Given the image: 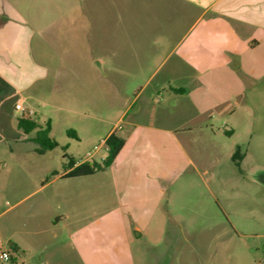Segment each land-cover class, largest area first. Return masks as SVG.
Instances as JSON below:
<instances>
[{
  "label": "crops",
  "instance_id": "1",
  "mask_svg": "<svg viewBox=\"0 0 264 264\" xmlns=\"http://www.w3.org/2000/svg\"><path fill=\"white\" fill-rule=\"evenodd\" d=\"M121 2L127 10L138 12V20L154 31L153 35L143 34L142 30L128 32L124 24L123 43L130 42L132 46L123 52V62L125 54L140 61V55L163 53L166 48L163 41L147 47L141 45L144 39L152 37L170 39L169 54L179 55L177 69L192 71L189 83L201 86L197 95L225 85L229 87L228 96H239L243 92L237 89L238 74L247 69L251 76L255 75L257 55L264 52V0ZM113 4L115 0H0V219L6 218L0 223V253H10L11 264H18L16 256L23 259L21 264H29L31 256L44 253L48 255L45 264H61L66 258V240L70 241L74 258L84 245L92 243L93 236L96 241L97 232L87 225L84 229L82 224L90 218L82 215V198L88 189L97 190L100 182L109 183L117 199V220L133 231L129 238L140 237L142 231L163 230L166 221L161 217L162 200L171 187L164 185L178 180L185 168L181 157L185 164L196 169L177 131L168 127L169 97L165 107L160 105L161 110L153 106L148 120L142 121L137 113L126 121L123 113L102 136L99 146L105 151L100 156L102 163L107 156V138L115 133L125 140L114 164L105 171L83 177L69 176L85 162L101 165L91 157L72 159L73 166L63 170L51 165L49 155L58 143L46 109L75 112L53 98L55 80L63 71L61 61L71 49L80 50L82 23L89 21L90 32L85 34L89 39L87 45L92 47L96 58H101V63L105 56L117 64L119 53L113 49L115 35L96 32L98 23L109 19L107 14L100 16L99 7ZM36 6L48 7L50 11L53 8L57 13L36 19ZM62 7L67 8L63 11ZM90 7V15L83 14ZM76 9L81 13H73ZM48 59L56 60V64ZM170 92L174 96L195 94L183 87H171ZM19 102L34 112L29 120L38 125L35 130L25 132L18 127L21 118L15 106ZM199 107L203 111L209 108L200 104ZM160 118L165 120L163 125L158 124ZM48 123L49 139L55 147L40 151L42 145L37 133ZM226 133L232 134L233 130ZM61 136L65 147L80 141L72 128L65 129ZM5 155L9 159L3 160ZM240 159L236 166L241 170L247 154L242 153ZM110 215L103 221L107 231L112 229Z\"/></svg>",
  "mask_w": 264,
  "mask_h": 264
},
{
  "label": "rangeland",
  "instance_id": "2",
  "mask_svg": "<svg viewBox=\"0 0 264 264\" xmlns=\"http://www.w3.org/2000/svg\"><path fill=\"white\" fill-rule=\"evenodd\" d=\"M121 1L115 0L108 8L99 7L100 16L107 14L109 19L99 22L96 28L97 33L115 35L117 64L105 56L101 63L87 45L89 21L82 23L80 50L71 49L61 61L63 71L55 80L53 98L75 112L46 109L58 143L49 155L51 165L63 170L72 159L90 157L102 164L100 156L105 151L99 147L101 138L122 114L126 121L137 113L142 121L148 120L153 106L161 110L169 97L168 127L177 131L196 169L181 157L185 168L178 180L164 185L171 186L162 200L164 229L142 231L140 237L129 238L133 231L117 220V199L109 183L100 182L97 190L88 189L82 198V215L90 218L82 224L84 229L87 225L97 232V240L93 236L92 243L77 252V258L66 240V258L61 264H264V52L257 55L254 76L247 69L238 74L241 95L228 96L229 87L225 85L197 95L201 86L189 83L192 71L177 69L179 55L169 54L170 39H144L141 45L163 41L166 48L160 54L140 55V61L125 54L123 62V52L132 46L123 43V25L128 32L142 30L143 34L153 35L154 31L138 20V12L127 10ZM90 11L91 7L83 14L90 15ZM55 13L53 8L35 7L36 19ZM73 13L81 12L76 9ZM48 60L56 64V60ZM171 87L187 88L195 94L174 96ZM199 104L209 108L203 111ZM164 121L160 118L158 124ZM67 128L76 130L80 140L70 147H65L61 136ZM228 130L233 133L227 134ZM237 149L247 154L241 170L231 158ZM6 159L8 155L3 156ZM109 215L113 223L107 231L103 221ZM5 219L1 218L0 223ZM84 236L89 238L88 234ZM47 256H31L29 264H45ZM16 258L18 264L23 262L20 256Z\"/></svg>",
  "mask_w": 264,
  "mask_h": 264
},
{
  "label": "trees",
  "instance_id": "3",
  "mask_svg": "<svg viewBox=\"0 0 264 264\" xmlns=\"http://www.w3.org/2000/svg\"><path fill=\"white\" fill-rule=\"evenodd\" d=\"M18 127L25 132H30L38 128V125L29 119H19L18 120ZM50 133V124L48 123L43 129H40L37 133L38 141L42 145L40 151L45 150H52L55 147V143L49 139ZM125 140L115 133L111 134L106 140V148H107V156L101 165L99 164H90V163H83L78 167L74 168L70 173V177H83V176H90L95 174L96 172L100 171L103 168H108L112 166L119 155L120 151L124 147ZM241 151L237 149L235 152L233 159L239 164L241 160ZM72 167L73 163H69Z\"/></svg>",
  "mask_w": 264,
  "mask_h": 264
},
{
  "label": "built area",
  "instance_id": "4",
  "mask_svg": "<svg viewBox=\"0 0 264 264\" xmlns=\"http://www.w3.org/2000/svg\"><path fill=\"white\" fill-rule=\"evenodd\" d=\"M16 112L19 114L20 118H26L30 119L34 116V112L23 105V103L19 102L15 106ZM11 260V255L8 252H1L0 253V261H10Z\"/></svg>",
  "mask_w": 264,
  "mask_h": 264
}]
</instances>
